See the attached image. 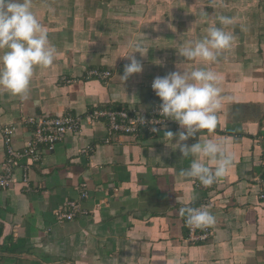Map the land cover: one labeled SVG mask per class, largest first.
Listing matches in <instances>:
<instances>
[{
	"label": "crops",
	"instance_id": "0c3cea01",
	"mask_svg": "<svg viewBox=\"0 0 264 264\" xmlns=\"http://www.w3.org/2000/svg\"><path fill=\"white\" fill-rule=\"evenodd\" d=\"M32 10L57 58L34 68L22 96L0 89V170L3 127L13 126L11 145L21 150L33 136L26 117L98 106L145 110L161 103L155 77L197 67L220 77L221 108L215 129L182 143L225 141L234 159L211 189L197 188L181 174L197 157L167 145L164 132L183 131L175 121L152 135L109 133L104 120L83 121L53 148L40 147L27 184L23 158L13 183L0 189V264H264V0H32ZM213 24L233 36L214 63L179 55ZM129 41L141 46L144 55H133L143 70L124 80ZM89 67L112 75L87 79ZM83 182L87 197L80 198ZM72 199L81 212L59 221L55 212ZM198 204L215 223L205 241L190 242L180 209Z\"/></svg>",
	"mask_w": 264,
	"mask_h": 264
},
{
	"label": "clouds",
	"instance_id": "9594fccd",
	"mask_svg": "<svg viewBox=\"0 0 264 264\" xmlns=\"http://www.w3.org/2000/svg\"><path fill=\"white\" fill-rule=\"evenodd\" d=\"M222 25L231 24L227 17H220ZM231 33L214 24L207 34L198 40L183 43L179 55L187 60L214 63L221 50L231 46ZM134 50L123 55L130 60L125 65L126 80L134 73H140L143 66L133 55L140 45L129 41ZM121 57V56H120ZM57 58V50L48 38V33L32 10V0H0V89L13 95H23L28 90L36 66L49 67ZM178 68H181L177 65ZM183 69V68H182ZM220 77L203 67L192 70L173 71L162 77H155L152 89L160 98L159 114L175 121L183 131L164 132L183 156L194 157L190 167L181 174L198 179L202 185L210 186L223 177L233 163V154L228 143L212 139L198 141L191 146L182 143L200 130H213L217 126L216 112L221 108ZM153 131H158L153 128ZM175 142L173 143V140ZM190 227L202 228L215 223V217L206 209L185 207L180 209Z\"/></svg>",
	"mask_w": 264,
	"mask_h": 264
},
{
	"label": "built area",
	"instance_id": "2783aa9c",
	"mask_svg": "<svg viewBox=\"0 0 264 264\" xmlns=\"http://www.w3.org/2000/svg\"><path fill=\"white\" fill-rule=\"evenodd\" d=\"M112 72L109 69L98 67H89L84 71L87 79L95 78L102 82H107ZM65 79V82L71 80ZM159 105H152L145 110H137L132 107L120 106L117 108L94 107L81 115L66 113L54 117H26L24 120L32 125V138L25 144L21 150H16L11 145V135L14 131L13 126L2 128V137L5 148V159L0 170V189L7 188L14 181V171L19 166V161L25 158L26 163L21 166L20 181L23 184L29 182V170L31 164L38 162L41 157L40 147L53 148L54 144L59 141L64 134L68 132H77L83 121L92 122L95 120H104L107 124L109 133H121L127 135H139L141 133L156 134L153 128L159 130L162 126L172 123L173 120L167 119L159 114ZM261 189L259 197L264 199V178H260ZM194 185L201 189H211L215 182L210 186H204L198 179L194 178ZM79 197H87L86 184L80 183L78 186ZM80 203L76 199L68 200L66 208L59 209L55 216L59 221L71 220L76 213L81 212ZM192 208L204 209L203 204L192 206ZM67 209V210H65ZM210 234V228H194L188 225V238L190 242L205 241Z\"/></svg>",
	"mask_w": 264,
	"mask_h": 264
},
{
	"label": "trees",
	"instance_id": "16d2710c",
	"mask_svg": "<svg viewBox=\"0 0 264 264\" xmlns=\"http://www.w3.org/2000/svg\"><path fill=\"white\" fill-rule=\"evenodd\" d=\"M118 107H120V106H118Z\"/></svg>",
	"mask_w": 264,
	"mask_h": 264
}]
</instances>
